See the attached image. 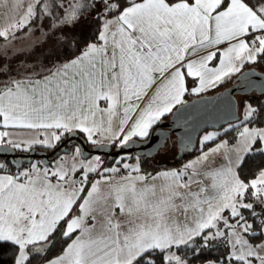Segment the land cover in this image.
<instances>
[{
	"label": "snow or ice",
	"instance_id": "1",
	"mask_svg": "<svg viewBox=\"0 0 264 264\" xmlns=\"http://www.w3.org/2000/svg\"><path fill=\"white\" fill-rule=\"evenodd\" d=\"M34 32L43 60L0 57V151L66 150L0 162V264H264V0H0V47ZM233 79L193 158L131 155Z\"/></svg>",
	"mask_w": 264,
	"mask_h": 264
},
{
	"label": "water",
	"instance_id": "2",
	"mask_svg": "<svg viewBox=\"0 0 264 264\" xmlns=\"http://www.w3.org/2000/svg\"><path fill=\"white\" fill-rule=\"evenodd\" d=\"M264 75L263 71H260L253 67L252 76L260 77ZM235 86L236 91H232ZM233 97L239 98L243 94L239 91V85H236L233 79L231 83L211 94L201 95L203 98L195 96L187 100L184 110L177 116L170 114L167 118L153 126L150 136L147 140H137L134 144L128 145V148L135 155L149 158V151H154V145H158L160 142L167 138V142L173 138L176 144L177 156L179 159L183 153L193 151L196 147L197 137L203 131L214 130L224 123L228 119V100L229 94ZM74 143H81V140H74ZM88 147V146H87ZM66 150V148H57L56 151H41L34 147L32 151L18 152L5 148L0 151V157L9 162L10 166L15 168L19 165L29 164L34 159H39L40 162L47 163L54 159V157L60 152ZM91 150V146L88 147ZM120 149L113 147H105L100 151H92L91 154H100L106 157L108 161H113L118 157Z\"/></svg>",
	"mask_w": 264,
	"mask_h": 264
},
{
	"label": "crops",
	"instance_id": "3",
	"mask_svg": "<svg viewBox=\"0 0 264 264\" xmlns=\"http://www.w3.org/2000/svg\"><path fill=\"white\" fill-rule=\"evenodd\" d=\"M33 38H35L36 39L35 41L38 43H35ZM43 41H44V36L42 35L41 32L28 33L27 35L25 33H20V34H18L16 41H14L10 45H8L7 48L0 47V57L7 56V58L8 59L10 58L9 60H12L14 62V64L16 63L15 64L16 66H19L21 63L31 64L30 60H31L32 49L37 48L38 46L41 47ZM4 43H5L4 41L0 40V45H4ZM22 60H24V62H22ZM254 68H256V66H254ZM227 85L228 84L222 85L221 87H219L217 89L210 90L209 92L203 93L201 95L214 93L216 91L221 90L222 88H224ZM191 96H195V95H186V97H188V98H190ZM169 115L170 114L165 116L163 119L167 118ZM28 134L31 135V133H28V132H23L20 135L22 138ZM44 149L48 150V148H44ZM193 156L189 157L188 159L193 158Z\"/></svg>",
	"mask_w": 264,
	"mask_h": 264
},
{
	"label": "trees",
	"instance_id": "4",
	"mask_svg": "<svg viewBox=\"0 0 264 264\" xmlns=\"http://www.w3.org/2000/svg\"><path fill=\"white\" fill-rule=\"evenodd\" d=\"M39 47V46H38ZM33 48L31 51V57H34V59H32L31 63L34 62V60H36L37 62L43 60L44 55L46 54V49H45V45L44 43H42L41 47L39 48ZM43 50V51H42ZM43 52V53H42ZM34 55V56H33ZM37 56V58H36ZM35 61V62H36ZM256 69L263 71L264 72V68H262L261 66H256ZM231 83V81L225 82L224 85ZM186 100L190 99L188 97H185ZM36 148H38L41 151H46V152H50L51 150H45L44 147H40V146H36ZM198 150V145H196V147L194 148L193 151H189L187 153H183V155L181 156V158L177 159L175 157V159H173V161H169V162H165V163H159V164H153L150 159L152 158H144L142 156H140L142 159H147V163L143 164V168L147 171H152L154 167H178L181 163L185 162L189 157L195 155L197 153ZM131 155L136 156L134 153L131 152ZM0 162H4V160L0 157ZM114 162L113 161H106V164L109 165L110 163ZM10 166V164H9ZM11 167V166H10ZM12 171H15L16 169L11 167Z\"/></svg>",
	"mask_w": 264,
	"mask_h": 264
},
{
	"label": "rangeland",
	"instance_id": "5",
	"mask_svg": "<svg viewBox=\"0 0 264 264\" xmlns=\"http://www.w3.org/2000/svg\"><path fill=\"white\" fill-rule=\"evenodd\" d=\"M36 38V37H35ZM33 38V40L35 41L36 39ZM35 43H38L35 41ZM43 51V50H42ZM37 58V56H36ZM34 59V57H31V60ZM32 62V61H31ZM195 96H191L190 98H193ZM240 98V97H239ZM206 131H213V130H206ZM205 131H203L201 134H199V136L197 137V140H196V143L198 145V138L201 137L203 134H204ZM26 136H29L26 135ZM23 138V137H22ZM167 146H168V150L166 153L162 154L161 156H157V157H154L152 159H150V161L153 163V164H159V163H165V162H169V161H173V159H175V157L177 156V151H176V144H175V140L172 138L171 141L167 142ZM20 152V151H18ZM92 155H100V154H92ZM102 156V155H100ZM102 158L105 160V162L107 161V158L106 157H103ZM118 159V157L116 158ZM32 162H40L39 159H34ZM31 162V163H32ZM129 162H132V161H129ZM30 164V163H29ZM28 164L24 165V166H27ZM107 166V164H106Z\"/></svg>",
	"mask_w": 264,
	"mask_h": 264
},
{
	"label": "bare ground",
	"instance_id": "6",
	"mask_svg": "<svg viewBox=\"0 0 264 264\" xmlns=\"http://www.w3.org/2000/svg\"><path fill=\"white\" fill-rule=\"evenodd\" d=\"M20 48H21V47H20ZM42 53H43V52H42ZM20 55H21V54H20ZM33 56H34V55H33ZM8 57H9V56H8ZM10 57H11V56H10ZM12 57H13V56H12ZM15 57H16V56H15ZM9 59H10V58H9ZM30 61H31V60H30ZM30 61H29V62H30ZM35 61H36V60H34V62H35ZM22 62H24V60H22ZM34 62H33V63H34ZM36 62H37V61H36ZM15 64H16V63H15Z\"/></svg>",
	"mask_w": 264,
	"mask_h": 264
},
{
	"label": "flooded vegetation",
	"instance_id": "7",
	"mask_svg": "<svg viewBox=\"0 0 264 264\" xmlns=\"http://www.w3.org/2000/svg\"><path fill=\"white\" fill-rule=\"evenodd\" d=\"M88 147H90V145H88Z\"/></svg>",
	"mask_w": 264,
	"mask_h": 264
}]
</instances>
